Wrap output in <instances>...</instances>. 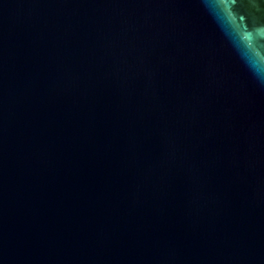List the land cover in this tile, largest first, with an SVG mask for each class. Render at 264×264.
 Returning a JSON list of instances; mask_svg holds the SVG:
<instances>
[{"label":"water","instance_id":"1","mask_svg":"<svg viewBox=\"0 0 264 264\" xmlns=\"http://www.w3.org/2000/svg\"><path fill=\"white\" fill-rule=\"evenodd\" d=\"M0 264H264V0H0Z\"/></svg>","mask_w":264,"mask_h":264}]
</instances>
